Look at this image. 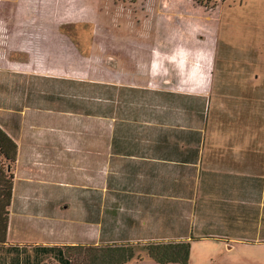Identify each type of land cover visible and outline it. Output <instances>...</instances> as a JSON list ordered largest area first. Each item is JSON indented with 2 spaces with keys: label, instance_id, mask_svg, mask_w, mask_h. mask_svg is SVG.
<instances>
[{
  "label": "crops",
  "instance_id": "0c3cea01",
  "mask_svg": "<svg viewBox=\"0 0 264 264\" xmlns=\"http://www.w3.org/2000/svg\"><path fill=\"white\" fill-rule=\"evenodd\" d=\"M61 1H0V130L16 146L0 264H60L65 245L185 240L202 264H264V82L214 81L182 51H148L137 79L67 70L54 28L65 16L50 9ZM36 3L40 23L21 14ZM246 85L253 96L217 114L227 103L215 89Z\"/></svg>",
  "mask_w": 264,
  "mask_h": 264
},
{
  "label": "rangeland",
  "instance_id": "374dc122",
  "mask_svg": "<svg viewBox=\"0 0 264 264\" xmlns=\"http://www.w3.org/2000/svg\"><path fill=\"white\" fill-rule=\"evenodd\" d=\"M61 2L63 6L54 4L50 9L53 14L65 16V21L56 19L54 28L61 25L59 28L65 34L67 70L104 67L109 71L112 66L121 68L123 75L127 69L134 78H140V71L147 70L148 51L165 56L170 51L173 54L182 51V56L187 54L188 61L199 72L201 67L212 65L214 81L264 82V0H217L213 9L195 0ZM21 5L22 16L27 14L24 19L40 23L42 5L36 3L31 13H26L25 5ZM9 6L7 2L2 7L1 16L7 15ZM171 55L175 62L183 59ZM162 66L171 69L167 62ZM199 81H203L200 75ZM246 86L245 89H215L211 95L221 96L227 103L219 105L217 114L232 113V108L237 106L235 96H253V90ZM262 92L264 96V89ZM72 261L76 264L78 260L74 256ZM202 263L193 256L188 261V264ZM127 264L157 263L152 259H132Z\"/></svg>",
  "mask_w": 264,
  "mask_h": 264
},
{
  "label": "trees",
  "instance_id": "16d2710c",
  "mask_svg": "<svg viewBox=\"0 0 264 264\" xmlns=\"http://www.w3.org/2000/svg\"><path fill=\"white\" fill-rule=\"evenodd\" d=\"M207 9H213L217 0H195ZM223 1V0H220ZM16 146L0 130V243L5 241L8 212L12 196V169L15 163ZM126 264L132 259L142 260L145 257L157 264H188L190 241H125L112 244H75L65 245L60 264ZM208 264H215L210 262Z\"/></svg>",
  "mask_w": 264,
  "mask_h": 264
}]
</instances>
